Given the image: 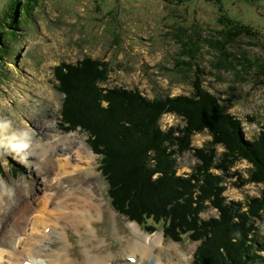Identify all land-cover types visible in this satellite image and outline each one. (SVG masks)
Segmentation results:
<instances>
[{
	"label": "rangeland",
	"instance_id": "1",
	"mask_svg": "<svg viewBox=\"0 0 264 264\" xmlns=\"http://www.w3.org/2000/svg\"><path fill=\"white\" fill-rule=\"evenodd\" d=\"M12 1L0 0V31L7 26L1 21L10 14ZM27 7H19L22 33L16 35L15 41L9 40L10 52L7 55L2 49L5 59H0V179L6 184L9 200L28 196L27 206H21L23 209L32 208L29 193L36 192L39 197L50 193L42 192L44 185L39 180L34 190H30L38 176L33 168L37 163L44 165L47 175L44 174L48 177L45 180H49L54 170L50 162L58 157L55 152L39 158L49 143L77 133L78 139L91 149L88 132L81 128L71 132L62 130L66 98L58 90L55 69L63 62L75 64L85 57L99 60L110 70L108 81L101 84L103 88L122 87L139 92L151 101L158 97L191 96V80L178 68L180 64L192 62L205 72L204 88L220 98L226 112L242 123L244 138L253 141L261 134L264 128V0H37L34 21L28 18ZM229 20L234 25L252 27L258 37H242L235 43L224 44L223 68L218 69L221 60L215 49L222 38L219 32L224 25L226 33V26L231 24ZM192 55L196 58H191ZM239 58L241 65L234 61ZM255 59L258 62L251 68L247 62ZM160 123L164 131L185 124L174 115H164ZM210 141L208 132L197 134L192 138V147L199 149ZM223 152L220 147L218 153ZM196 164L192 151L178 154L177 174H191ZM99 167L100 157L96 156L92 168L97 174L91 180V187L95 199L104 198L109 208L95 226L97 237L89 245L98 247L93 256L108 257L109 261L104 264H130L128 257H137L135 264H139L142 255L126 250L127 243H136L137 237L129 220L112 210L108 185ZM234 170L246 179L249 166L240 162ZM78 178L84 180L83 175ZM235 182L238 180L224 181L227 202L245 206L255 198L260 199L264 186L251 184L239 188L234 186ZM13 216L18 215H11L10 219H15ZM218 216L216 210L207 209L201 218ZM257 226H264V221ZM138 227L146 236L162 234L163 245L154 254L163 262L180 263L181 254L184 258L190 257L189 264L193 263L200 243L188 237L182 243L167 239L162 227L153 235ZM68 232L73 244L69 255L84 264L87 262L85 237L73 229ZM29 233L35 231L29 230ZM61 246L57 241L52 248L58 251ZM155 255H152L153 261ZM38 261L48 264L42 259ZM184 264L187 263L184 261Z\"/></svg>",
	"mask_w": 264,
	"mask_h": 264
},
{
	"label": "trees",
	"instance_id": "2",
	"mask_svg": "<svg viewBox=\"0 0 264 264\" xmlns=\"http://www.w3.org/2000/svg\"><path fill=\"white\" fill-rule=\"evenodd\" d=\"M24 5L34 21L37 0L12 1L10 14L1 21L7 25L0 31L1 60L2 49L8 55L9 40L22 33L19 7ZM230 23L226 33L224 25L219 32L218 47L212 45L221 60L218 69L223 68L224 44L258 37L252 27ZM234 61L242 64L241 58ZM256 62L247 63L254 68ZM180 65L178 70L191 80L192 95L151 101L122 87L103 88L110 70L99 60L85 57L75 64L61 63L55 77L66 98L62 130L81 128L89 133L88 143L100 156V171L115 211L149 233L162 227L167 239L182 243L188 237L200 243L193 264H264V226H257L264 221V189L260 199L245 206L224 197L227 179H237L234 186L239 188L264 186V128L257 139L246 140L242 123L204 88L205 72L192 62ZM164 115H174L185 124L164 131L160 123ZM205 132L211 141L193 148L192 138ZM185 151L194 153L197 164L191 174L179 176L177 156ZM240 162L249 166L246 179L234 170ZM207 209L219 216L201 218Z\"/></svg>",
	"mask_w": 264,
	"mask_h": 264
},
{
	"label": "bare ground",
	"instance_id": "3",
	"mask_svg": "<svg viewBox=\"0 0 264 264\" xmlns=\"http://www.w3.org/2000/svg\"><path fill=\"white\" fill-rule=\"evenodd\" d=\"M58 140L54 144L49 143L48 148L43 150L44 154L39 155V158H42L55 152L58 156L55 161H49L52 164L50 167L54 169L50 173L49 180H45L48 177L45 176L47 173L44 165L37 163L33 167L36 168L35 172L38 176L30 190H34L37 185L36 180H39V184L44 185L42 192L50 193L46 197H39L36 192L29 193L31 198L29 204L32 206L29 211L23 209L27 206L28 196L22 195L17 199L9 200L6 198V184L0 179V264H25V262L39 264V259L48 264H80L69 255V247L73 244L68 239V229H73L81 237H85L83 245L87 262L84 261V264H104L109 261L108 257L100 254L94 257V249L98 247L89 246L97 237L96 224L103 219L106 209L109 208L105 199H95L94 188L91 187V180L97 174L92 168L96 157L92 150L78 139L77 133L59 137ZM32 155L35 156L36 153ZM72 173V178L75 179L71 178ZM81 175L84 176V180L79 181L78 177ZM65 177L67 181L63 183ZM14 214L18 215L17 218L13 216L15 219H10ZM129 226L137 239L136 243L128 242L126 250L139 252L142 255L143 259L139 264H167L160 259V256L154 254L155 249L163 245L162 234L146 236L138 225L129 222ZM29 230L35 233H29ZM57 241L62 245L58 251L52 248ZM152 255H155V261L152 260ZM179 257L180 263L170 260L168 264H184V261L189 264L191 260L190 257L184 258L181 254ZM135 259L137 262V257Z\"/></svg>",
	"mask_w": 264,
	"mask_h": 264
}]
</instances>
